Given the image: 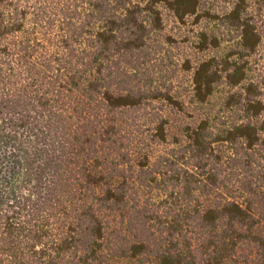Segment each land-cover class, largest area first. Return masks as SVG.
I'll return each instance as SVG.
<instances>
[{
	"label": "trees",
	"instance_id": "16d2710c",
	"mask_svg": "<svg viewBox=\"0 0 264 264\" xmlns=\"http://www.w3.org/2000/svg\"><path fill=\"white\" fill-rule=\"evenodd\" d=\"M226 2L0 0V264H264V0ZM160 6L203 58L154 157Z\"/></svg>",
	"mask_w": 264,
	"mask_h": 264
},
{
	"label": "rangeland",
	"instance_id": "374dc122",
	"mask_svg": "<svg viewBox=\"0 0 264 264\" xmlns=\"http://www.w3.org/2000/svg\"><path fill=\"white\" fill-rule=\"evenodd\" d=\"M226 1L200 0V8L213 7V9H220L227 6ZM160 13L162 29L152 38L153 45L159 48L158 56H160L156 64L168 66L170 71H173L171 72L173 73L171 81L175 86L174 93L184 102V109L179 113L167 112L166 115L169 120L167 127L168 140L166 144H158L152 147L154 157L170 154L172 149L176 148L171 142L181 137L180 129L184 122L190 121L193 116L198 114L187 102L190 95V72L182 70L181 65L189 61L192 66L203 58V53L194 48L198 33L204 28L203 23H195L192 18H188L184 22H178L172 13L163 6H160ZM159 67L161 66L157 65V70Z\"/></svg>",
	"mask_w": 264,
	"mask_h": 264
}]
</instances>
